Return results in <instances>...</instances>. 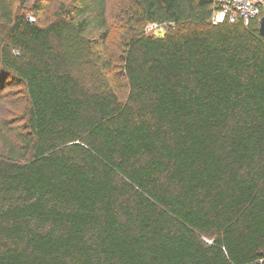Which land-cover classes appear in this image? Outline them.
<instances>
[{
  "label": "trees",
  "instance_id": "1",
  "mask_svg": "<svg viewBox=\"0 0 264 264\" xmlns=\"http://www.w3.org/2000/svg\"><path fill=\"white\" fill-rule=\"evenodd\" d=\"M52 1L39 24L0 0V90L26 99L14 141L0 119V264H264L260 16L130 0L112 60L107 0Z\"/></svg>",
  "mask_w": 264,
  "mask_h": 264
},
{
  "label": "rangeland",
  "instance_id": "2",
  "mask_svg": "<svg viewBox=\"0 0 264 264\" xmlns=\"http://www.w3.org/2000/svg\"><path fill=\"white\" fill-rule=\"evenodd\" d=\"M15 8L20 6V10L25 12L36 23L44 24L51 19V12L54 9L52 0H26L22 5L19 0H12ZM66 3H70L71 0H64ZM130 0H107V23L110 31L109 36L105 41L106 51L105 54H110L112 60H114L120 49V42L123 39V35L129 30L131 24L129 22L128 5ZM41 5L43 8L34 15L32 9L34 5ZM264 12V4L262 5V13ZM145 29L149 33H157L160 27H156L152 24H147ZM102 35L100 33H94L91 38L99 41ZM115 79L121 80L118 73L115 74ZM119 91L125 89L123 81L120 84ZM25 94L23 89L19 86L8 85L3 90H0V119L5 123L8 128V136L10 140L14 141L16 132H23V106L25 103Z\"/></svg>",
  "mask_w": 264,
  "mask_h": 264
},
{
  "label": "built area",
  "instance_id": "3",
  "mask_svg": "<svg viewBox=\"0 0 264 264\" xmlns=\"http://www.w3.org/2000/svg\"><path fill=\"white\" fill-rule=\"evenodd\" d=\"M216 6L213 8L211 21L220 23L224 20L236 22L248 20L261 16V6L264 0H214Z\"/></svg>",
  "mask_w": 264,
  "mask_h": 264
},
{
  "label": "water",
  "instance_id": "4",
  "mask_svg": "<svg viewBox=\"0 0 264 264\" xmlns=\"http://www.w3.org/2000/svg\"><path fill=\"white\" fill-rule=\"evenodd\" d=\"M259 32L262 36H264V12L263 14L259 17Z\"/></svg>",
  "mask_w": 264,
  "mask_h": 264
}]
</instances>
